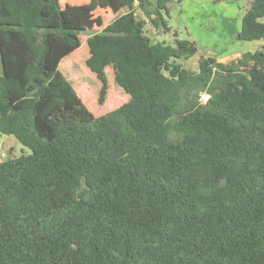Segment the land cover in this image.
I'll use <instances>...</instances> for the list:
<instances>
[{
	"label": "trees",
	"instance_id": "trees-1",
	"mask_svg": "<svg viewBox=\"0 0 264 264\" xmlns=\"http://www.w3.org/2000/svg\"><path fill=\"white\" fill-rule=\"evenodd\" d=\"M117 1L126 12L89 35L85 65L98 105L108 66L130 98L78 122L37 104L75 100L58 62L102 18L59 0H0V134L30 150L0 161V264H264V0L248 2L234 36L263 45L226 63L202 57L194 72L180 62L194 41L145 33H168L182 0Z\"/></svg>",
	"mask_w": 264,
	"mask_h": 264
},
{
	"label": "rangeland",
	"instance_id": "rangeland-1",
	"mask_svg": "<svg viewBox=\"0 0 264 264\" xmlns=\"http://www.w3.org/2000/svg\"><path fill=\"white\" fill-rule=\"evenodd\" d=\"M85 1L88 2L89 0ZM69 2H72V0H69ZM117 2L119 1L116 0L111 3L108 9H100L96 0H93L90 9L95 16H100L103 19V26L81 30L78 34L80 47L58 62V70L71 84L76 98L74 101L63 103L58 100H39L38 110L41 109L42 113L44 111V118L51 113V120L60 121L61 117L65 116V119H67L70 115L74 118V121L82 122L85 121L86 116L99 117L127 102L129 95L117 85L113 69L108 66L105 69L108 84L106 99L103 105H98L97 97L100 82L96 74L91 72L85 65V61L89 57L86 44L89 35L102 30L104 26L126 11L125 9L121 11ZM237 5L239 9L236 8ZM247 5L248 0H223L222 3L214 0H183L178 6L174 4L173 9L170 11L169 19H167L170 29L168 33H164L161 29L159 31L154 30L149 24H146L145 33L154 42L170 46H174L173 32L177 33L178 40L194 41L198 46V53L186 61H180L186 69L194 72L197 70L200 57L217 59L232 51L239 44L234 39V29L240 21L238 12L240 14V11L246 9ZM137 16L144 19L138 11ZM3 41L8 42L9 37L7 35H4L3 39L0 37V46L4 44ZM260 44L263 45V42H260ZM250 45L252 47L249 48V52L258 50L261 47L255 42L245 44V46ZM11 59L15 64H20L24 60L19 47L14 48ZM0 67L3 70L2 62H0ZM20 87V79L16 75L10 77L9 92L12 97L15 98L16 94L20 93ZM35 117L39 120V114L36 113ZM29 153L30 150L23 147L13 136L0 134V161L17 158Z\"/></svg>",
	"mask_w": 264,
	"mask_h": 264
},
{
	"label": "crops",
	"instance_id": "crops-1",
	"mask_svg": "<svg viewBox=\"0 0 264 264\" xmlns=\"http://www.w3.org/2000/svg\"><path fill=\"white\" fill-rule=\"evenodd\" d=\"M60 1V3H61V5H63V6H65V5H71V6H78V7H87V8H91V6H92V4H93V0H89L88 2L87 1H85V0H72V2H69V0H59ZM183 1V0H182ZM190 1H192V0H190ZM250 0H248V2H249ZM96 2H98V0H96ZM223 2V0L222 1H220V3H222ZM105 8H109L108 6L107 7H105ZM236 8L237 9H239L238 8V5L236 6ZM125 8H121V11H123ZM91 10V9H90ZM126 10V9H125ZM120 11V12H121ZM240 11V10H239ZM126 12V11H125ZM125 12H122V14L123 13H125ZM244 12H245V9H242L241 11H240V14H239V12H238V18H240V21L237 23V25H236V27H235V29H234V34H236L237 32H239V30H240V27H241V19H242V17H243V15H244ZM231 14V13H230ZM103 20V19H102ZM114 20V19H113ZM112 20V21H113ZM109 24V23H108ZM252 42H255L258 46H262L261 44H260V42H262V41H237V43H239V44H237V46H235L233 49H232V51H230V52H228V53H226L223 57H220V58H217L216 59V61H218V62H221V63H226V62H229V61H231V60H233V59H236V58H238V57H240L241 56V54H243V53H245V52H249L250 51V49L249 48H251L252 46L250 45V46H245V44H251ZM243 43V44H242ZM77 50V49H76ZM0 62H1V60H0ZM107 68V67H106ZM105 68V69H106ZM0 70H1V73H0V75L1 74H3V70H2V67H0ZM130 98V97H129ZM129 98L127 99V101L129 100ZM22 99V98H21ZM126 103V102H125Z\"/></svg>",
	"mask_w": 264,
	"mask_h": 264
},
{
	"label": "built area",
	"instance_id": "built-area-1",
	"mask_svg": "<svg viewBox=\"0 0 264 264\" xmlns=\"http://www.w3.org/2000/svg\"><path fill=\"white\" fill-rule=\"evenodd\" d=\"M207 99H208V96L205 95V94H203V95L200 97V101L203 102V103L206 102Z\"/></svg>",
	"mask_w": 264,
	"mask_h": 264
},
{
	"label": "water",
	"instance_id": "water-1",
	"mask_svg": "<svg viewBox=\"0 0 264 264\" xmlns=\"http://www.w3.org/2000/svg\"><path fill=\"white\" fill-rule=\"evenodd\" d=\"M202 59V57H200V60Z\"/></svg>",
	"mask_w": 264,
	"mask_h": 264
}]
</instances>
